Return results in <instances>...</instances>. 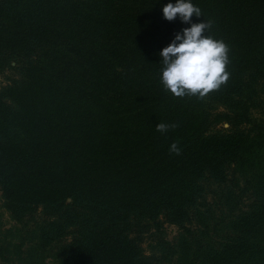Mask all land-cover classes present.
<instances>
[{"label": "trees", "instance_id": "obj_1", "mask_svg": "<svg viewBox=\"0 0 264 264\" xmlns=\"http://www.w3.org/2000/svg\"><path fill=\"white\" fill-rule=\"evenodd\" d=\"M175 2L0 0V264H264V0H191L203 98L159 83Z\"/></svg>", "mask_w": 264, "mask_h": 264}, {"label": "clouds", "instance_id": "obj_2", "mask_svg": "<svg viewBox=\"0 0 264 264\" xmlns=\"http://www.w3.org/2000/svg\"><path fill=\"white\" fill-rule=\"evenodd\" d=\"M163 18L171 22L179 18L182 28L160 53L159 83L162 91L174 98L196 96L203 98L210 92L226 84L229 73L226 71L228 48L223 41L204 36L210 23H193L192 18L200 17L201 10L191 0H176L175 4L167 3L162 8ZM177 123H159L156 131L165 134L174 130ZM169 154L180 155L179 141L169 146Z\"/></svg>", "mask_w": 264, "mask_h": 264}, {"label": "rangeland", "instance_id": "obj_3", "mask_svg": "<svg viewBox=\"0 0 264 264\" xmlns=\"http://www.w3.org/2000/svg\"><path fill=\"white\" fill-rule=\"evenodd\" d=\"M2 81V79L0 78V82ZM1 200H0V223L5 226L6 228L10 227L13 225V222L9 219L7 213L3 210V208L1 207ZM166 232H167V237L168 239H172L175 234H176V228L172 227V226H166Z\"/></svg>", "mask_w": 264, "mask_h": 264}]
</instances>
